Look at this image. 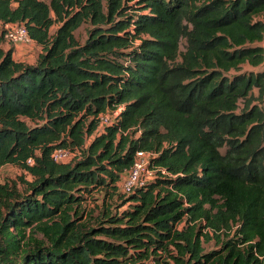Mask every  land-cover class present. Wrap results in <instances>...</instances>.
Returning a JSON list of instances; mask_svg holds the SVG:
<instances>
[{
    "label": "trees",
    "instance_id": "16d2710c",
    "mask_svg": "<svg viewBox=\"0 0 264 264\" xmlns=\"http://www.w3.org/2000/svg\"><path fill=\"white\" fill-rule=\"evenodd\" d=\"M0 22L41 48L0 35V169L31 177L0 184V264H264V70L241 72L264 0H0ZM139 152L154 180L122 193Z\"/></svg>",
    "mask_w": 264,
    "mask_h": 264
},
{
    "label": "rangeland",
    "instance_id": "374dc122",
    "mask_svg": "<svg viewBox=\"0 0 264 264\" xmlns=\"http://www.w3.org/2000/svg\"><path fill=\"white\" fill-rule=\"evenodd\" d=\"M48 1V0H45ZM57 26H54L51 30V33H54L56 30ZM91 29V27L89 26V24H84L83 26H81L75 33L76 38L81 42L84 43L85 40L88 37V31ZM4 31V27L0 26V34ZM3 46L5 47V49H14V54L16 55V58L22 61H26V63H30L33 64L36 62L41 49L36 45L35 42H32L28 45H24L21 46V51H22V56H19L18 54V50L19 48H16V46H14L12 43L3 40ZM261 46L264 48V41L261 44ZM264 70V64L258 68H252L248 65H244L241 72H261ZM254 95L257 96L258 95V90H254ZM263 108H264V103L262 104ZM226 151V148L222 149L221 152L224 153ZM70 160H72V154L70 155ZM68 160V161H70ZM155 176V175H154ZM21 179H25V181H29L31 180V177L22 169L12 166V165H8L3 167L2 169H0V184H5V183H13L16 182V184H18V188L23 189L25 187V185L22 183ZM87 197V205H89V207L92 209L95 206L101 207L104 202H103V195L101 192L99 191H94L91 195L86 196ZM122 201H114V207L115 205H120ZM127 207V206H125ZM124 207V208H125ZM122 208V210L124 209ZM100 208L97 209V213L99 212ZM113 210H115V208H113ZM205 249L206 251H211L213 249H215L216 245H215V241L206 243L205 245Z\"/></svg>",
    "mask_w": 264,
    "mask_h": 264
},
{
    "label": "built area",
    "instance_id": "2783aa9c",
    "mask_svg": "<svg viewBox=\"0 0 264 264\" xmlns=\"http://www.w3.org/2000/svg\"><path fill=\"white\" fill-rule=\"evenodd\" d=\"M3 34L4 40L12 43L14 46H24L34 42L25 26L23 25H4ZM0 34V35H1ZM101 125H109L112 123L113 118L110 115H103L100 118ZM71 153L65 149H58L53 153V159L58 163H67L70 160ZM151 154L139 152L130 171L125 173L120 183V190L122 193H131L138 187H143L149 182L154 180V172L149 168V160ZM33 164L32 159L28 161ZM165 173V172H163Z\"/></svg>",
    "mask_w": 264,
    "mask_h": 264
},
{
    "label": "crops",
    "instance_id": "0c3cea01",
    "mask_svg": "<svg viewBox=\"0 0 264 264\" xmlns=\"http://www.w3.org/2000/svg\"><path fill=\"white\" fill-rule=\"evenodd\" d=\"M0 26H3L4 28H5V26L4 25H2V23L0 22ZM3 43H4V41H3ZM3 43H2V46H3ZM39 47V46H38ZM3 48L5 49V47L3 46ZM16 48H19V50H18V55L19 56H22V51H21V46H18V47H16ZM40 48V47H39ZM41 49V48H40ZM5 50H7V49H5ZM13 57H14V59L15 60H17L18 61V59L16 58V55L15 54H13ZM20 62H26V61H22V60H19Z\"/></svg>",
    "mask_w": 264,
    "mask_h": 264
}]
</instances>
